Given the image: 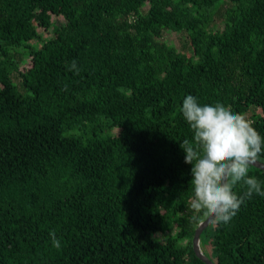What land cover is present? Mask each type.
Masks as SVG:
<instances>
[{
  "label": "trees",
  "instance_id": "trees-1",
  "mask_svg": "<svg viewBox=\"0 0 264 264\" xmlns=\"http://www.w3.org/2000/svg\"><path fill=\"white\" fill-rule=\"evenodd\" d=\"M183 31L190 54L163 40ZM187 95L254 110L264 136V0H0V264H206L179 146ZM201 247L214 264H264V197Z\"/></svg>",
  "mask_w": 264,
  "mask_h": 264
},
{
  "label": "clouds",
  "instance_id": "clouds-1",
  "mask_svg": "<svg viewBox=\"0 0 264 264\" xmlns=\"http://www.w3.org/2000/svg\"><path fill=\"white\" fill-rule=\"evenodd\" d=\"M69 70L79 75L75 60ZM180 112L193 133L191 141L184 139L179 145L185 153L184 163L192 166L191 222L228 224L254 194L264 197L262 182L249 175L250 167L264 156V136L245 114L219 102L201 105L187 95ZM241 183L246 190L238 194L234 189ZM49 237L59 250L61 242L54 230Z\"/></svg>",
  "mask_w": 264,
  "mask_h": 264
},
{
  "label": "rangeland",
  "instance_id": "rangeland-1",
  "mask_svg": "<svg viewBox=\"0 0 264 264\" xmlns=\"http://www.w3.org/2000/svg\"><path fill=\"white\" fill-rule=\"evenodd\" d=\"M147 9V8H146ZM53 23L55 26L57 27H63L65 26L66 24V19L65 17L61 16V17H53ZM39 32L43 35V37H45L46 39L50 38L52 36V32H49V33H43V30L40 29ZM163 40L169 44H172L174 45L180 52H183L185 54H190L191 53V45H190V42H189V39H188V34L183 31V32H177V33H174V32H166L164 34V37H163ZM35 45H40V41H36L34 43ZM18 60L22 61L23 63V67H27L29 64H30V58L28 57L27 53L25 50H20L19 54H18ZM12 79L14 81V83L17 85L18 87V90L21 92V93H24L25 90L23 89L22 85H21V79L19 78V76L14 73L12 75ZM254 110H251L247 115L246 117L250 120V117L251 115L253 114ZM168 237V234L167 235H161L160 239L162 241H166Z\"/></svg>",
  "mask_w": 264,
  "mask_h": 264
},
{
  "label": "water",
  "instance_id": "water-1",
  "mask_svg": "<svg viewBox=\"0 0 264 264\" xmlns=\"http://www.w3.org/2000/svg\"><path fill=\"white\" fill-rule=\"evenodd\" d=\"M253 167L264 171V162L258 160L257 163L253 165ZM210 225L211 223L208 221H205V223L199 225L193 239V248L196 256L206 264H214V262L204 254L201 247V235Z\"/></svg>",
  "mask_w": 264,
  "mask_h": 264
}]
</instances>
